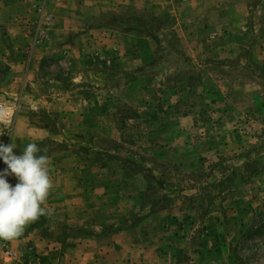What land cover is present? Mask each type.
<instances>
[{
    "label": "rangeland",
    "instance_id": "obj_1",
    "mask_svg": "<svg viewBox=\"0 0 264 264\" xmlns=\"http://www.w3.org/2000/svg\"><path fill=\"white\" fill-rule=\"evenodd\" d=\"M0 142L53 184L0 264H264V0H0Z\"/></svg>",
    "mask_w": 264,
    "mask_h": 264
},
{
    "label": "clouds",
    "instance_id": "obj_2",
    "mask_svg": "<svg viewBox=\"0 0 264 264\" xmlns=\"http://www.w3.org/2000/svg\"><path fill=\"white\" fill-rule=\"evenodd\" d=\"M16 143L0 142V239L12 240L22 235L25 226L46 214L43 207L53 184L48 157L36 143H28L17 155ZM14 174L13 186L7 177Z\"/></svg>",
    "mask_w": 264,
    "mask_h": 264
},
{
    "label": "crops",
    "instance_id": "obj_3",
    "mask_svg": "<svg viewBox=\"0 0 264 264\" xmlns=\"http://www.w3.org/2000/svg\"><path fill=\"white\" fill-rule=\"evenodd\" d=\"M41 219V216L35 221V222H32V224L31 225H35V223H37L36 225H40V222H38V220H40ZM30 224H28V225H26L27 227L29 226ZM35 229V228H34ZM31 238H30V236H24L22 239H20V241L22 242V243H24L25 241H29ZM31 241H33V240H31ZM36 241V240H35ZM33 245L35 246V243L33 242Z\"/></svg>",
    "mask_w": 264,
    "mask_h": 264
}]
</instances>
